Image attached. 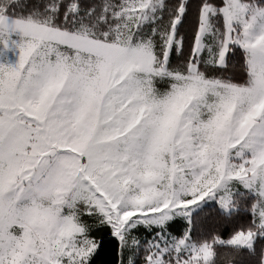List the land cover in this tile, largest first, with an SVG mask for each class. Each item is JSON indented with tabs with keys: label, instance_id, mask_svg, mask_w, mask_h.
Listing matches in <instances>:
<instances>
[{
	"label": "snow or ice",
	"instance_id": "6c2138e0",
	"mask_svg": "<svg viewBox=\"0 0 264 264\" xmlns=\"http://www.w3.org/2000/svg\"><path fill=\"white\" fill-rule=\"evenodd\" d=\"M0 264H264V0H0Z\"/></svg>",
	"mask_w": 264,
	"mask_h": 264
}]
</instances>
